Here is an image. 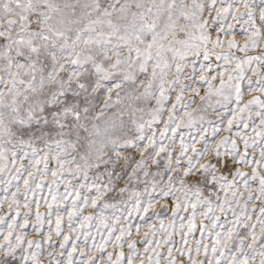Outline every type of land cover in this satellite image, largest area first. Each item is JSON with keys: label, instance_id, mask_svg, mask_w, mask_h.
Returning a JSON list of instances; mask_svg holds the SVG:
<instances>
[{"label": "snow or ice", "instance_id": "obj_1", "mask_svg": "<svg viewBox=\"0 0 264 264\" xmlns=\"http://www.w3.org/2000/svg\"><path fill=\"white\" fill-rule=\"evenodd\" d=\"M0 264H264V0H0Z\"/></svg>", "mask_w": 264, "mask_h": 264}, {"label": "rangeland", "instance_id": "obj_2", "mask_svg": "<svg viewBox=\"0 0 264 264\" xmlns=\"http://www.w3.org/2000/svg\"><path fill=\"white\" fill-rule=\"evenodd\" d=\"M237 55H240L239 53H237ZM248 98H250V97H248ZM183 131H187V129H184ZM61 190H63V188H61ZM46 194V193H45ZM42 211H43V209H41ZM158 210H160V209H158ZM171 214L169 213V212H163L162 213V218L164 219V221H165V223L167 224V220H168V217L170 216ZM139 222V221H138ZM152 222H155V218L153 217L150 221H149V223H152ZM142 223V222H141ZM145 231H146V229H145ZM197 236H198V234H197Z\"/></svg>", "mask_w": 264, "mask_h": 264}]
</instances>
